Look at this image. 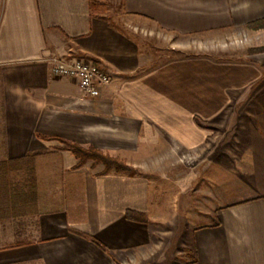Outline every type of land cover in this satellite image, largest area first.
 <instances>
[{"label":"crops","instance_id":"0c3cea01","mask_svg":"<svg viewBox=\"0 0 264 264\" xmlns=\"http://www.w3.org/2000/svg\"><path fill=\"white\" fill-rule=\"evenodd\" d=\"M262 20L264 0H0V168L33 170L0 176L2 222L21 217L11 233L24 235H0V264L132 262L144 228L174 210L216 216L192 231V264H264V93L218 96L219 84H264V52H185L187 41L264 33L248 27ZM55 57L88 58L112 81L86 97L51 74ZM243 101L249 118L219 129ZM62 142L136 171L76 168Z\"/></svg>","mask_w":264,"mask_h":264},{"label":"rangeland","instance_id":"374dc122","mask_svg":"<svg viewBox=\"0 0 264 264\" xmlns=\"http://www.w3.org/2000/svg\"><path fill=\"white\" fill-rule=\"evenodd\" d=\"M164 43L169 48L173 47V41ZM188 43H190L191 45L188 46ZM194 43L195 42L192 41L186 42V54L192 55L194 52L209 54L212 51V54L213 52H217L218 56L221 58L227 57L228 59L239 61L240 59L246 60L247 56L250 54L252 55L255 53H263L260 52V50L264 48V33L246 31L235 36H229L224 39H219L215 42H208L207 44L203 43L202 48H199L198 45H193ZM195 46L197 47L195 48ZM210 47L214 49L211 50ZM253 60L255 59L250 58L251 62ZM263 85L264 84H219L220 87L218 89V96L247 98L248 100V98H256L257 96L263 95L264 92L261 91ZM246 103L248 102L243 101L239 104L235 103L229 105L228 110L219 117L218 128L221 129L226 120L228 118H231L232 115H234L233 117L237 116V119L234 120L233 124L231 123L232 126H230L233 129L239 128L240 125L237 127L235 126L237 122L241 123L249 118V114L252 113V108H254L252 102L248 104ZM88 162L104 165L103 163H95L94 161ZM128 168L129 171H118L116 168H112L106 172L105 166L104 173L114 171L117 173H131L136 171L134 169H131L129 166ZM0 176H10L11 178L17 176L29 177L33 176V170L24 166L11 164L9 168H0ZM12 186L17 188V185ZM177 203V201L171 202V205H174V209L177 208ZM196 204V206H202V204L204 203L198 201ZM192 206L193 203L191 202V207ZM192 213H195V211L192 210ZM186 214H177L176 210H174V214L169 217L167 222H164L165 219L163 217L158 218L160 222L155 221L150 224V226L144 228L146 238L144 235L142 237L143 240H140L139 242L137 258L133 259L132 262H130L128 259V261L123 260L122 262L115 260L113 264H192V260H194V257L192 255L193 249L191 246L192 231L197 227L215 223L216 216L211 215L207 217L206 215H202L193 217ZM3 219L7 221V218L0 217V235L9 233L11 234V236L15 235V238L13 237L15 241L20 240L24 237L23 234L11 233V230L16 231L22 228L23 220L21 217H13L12 223L10 225L3 223ZM137 219L142 224L149 223V220L144 215L137 216Z\"/></svg>","mask_w":264,"mask_h":264},{"label":"built area","instance_id":"2783aa9c","mask_svg":"<svg viewBox=\"0 0 264 264\" xmlns=\"http://www.w3.org/2000/svg\"><path fill=\"white\" fill-rule=\"evenodd\" d=\"M51 74L76 80L82 94L90 98L100 97L101 89L112 81V75L99 63L85 57H55L51 60Z\"/></svg>","mask_w":264,"mask_h":264},{"label":"trees","instance_id":"16d2710c","mask_svg":"<svg viewBox=\"0 0 264 264\" xmlns=\"http://www.w3.org/2000/svg\"><path fill=\"white\" fill-rule=\"evenodd\" d=\"M248 27L250 29H264V20L249 25ZM260 52H264V48L260 50ZM62 143L64 144V147L62 149L70 151L79 161L76 168L82 167L88 161H94L95 163H103L106 166V172L112 168H116L118 171H129V168L124 161H121L118 158L111 157L109 154H106L93 147L85 148L74 143ZM127 217L133 218V214L128 213ZM93 241L96 244L100 245L97 240L94 239Z\"/></svg>","mask_w":264,"mask_h":264}]
</instances>
